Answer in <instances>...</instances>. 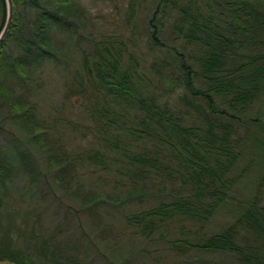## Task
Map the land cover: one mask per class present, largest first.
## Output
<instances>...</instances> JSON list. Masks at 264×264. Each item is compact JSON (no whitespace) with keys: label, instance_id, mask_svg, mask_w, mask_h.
Instances as JSON below:
<instances>
[{"label":"trees","instance_id":"16d2710c","mask_svg":"<svg viewBox=\"0 0 264 264\" xmlns=\"http://www.w3.org/2000/svg\"><path fill=\"white\" fill-rule=\"evenodd\" d=\"M13 3V24L0 44V131L10 120L26 136L12 154L0 147V264L84 262L83 242L45 236L28 215L18 222L17 200L24 194L14 179L19 170L40 186L36 151L90 215L99 202L120 209L151 200L137 211L120 209L135 233L166 236L181 258L195 251L264 264V0H159L148 23L149 45L172 53L171 61L152 64L159 88L144 83L140 61L132 53L126 58L119 42L91 40L93 49L82 55L97 147L73 158L63 153L59 138L52 141L34 94L39 68L64 56L55 33L75 35L82 24L80 0ZM168 9L182 51L163 41L158 16ZM6 17V0H0V33ZM75 161L114 172L117 200L91 184L86 190ZM252 169L254 193L239 199ZM227 209L232 220L211 231L215 216Z\"/></svg>","mask_w":264,"mask_h":264},{"label":"rangeland","instance_id":"374dc122","mask_svg":"<svg viewBox=\"0 0 264 264\" xmlns=\"http://www.w3.org/2000/svg\"><path fill=\"white\" fill-rule=\"evenodd\" d=\"M158 2L159 0H80L79 4L83 9L82 24L75 35L55 33L54 41L57 46H64L59 51L64 56L58 62H46L39 68V88L34 94V100L38 104L41 119L49 127L52 141L59 138L63 153L69 157L73 158L76 153L97 147L93 136L94 122L87 112L92 102L89 99L90 85L83 68L82 55L83 49H93L91 40L110 39L115 43L119 42L126 58L132 53L140 61L144 83L159 88L160 78L152 69V64L165 59L171 61L172 53L167 48H151L149 45L148 23ZM169 13L168 9L164 15L161 12L158 16V20L161 18L164 24L163 41L182 51L181 41L173 40L171 30L174 19L168 16ZM190 50L192 46H188L187 52ZM175 100V96L170 97V101ZM2 127L0 147L9 149L12 154L15 152L14 145H23L26 134L10 120L5 121ZM34 156L41 169L40 186L29 184L19 170L14 179L15 189L18 188L24 194L17 200V208L20 210L18 222L22 224V219L28 215L31 222L40 225L45 236L55 234L59 239L66 238L65 241L73 238V242H83L85 245L79 250L83 264H176L180 259L181 264H238L224 254L194 251L181 258L171 250L166 236L161 238L155 234L146 238L127 227L120 209L137 211L148 207L153 202L151 200L134 206L122 203L120 209L111 201L99 202L90 215L81 209L71 194L65 193V189L57 182L55 173L49 170L42 153L36 151ZM75 163L78 173L85 179L86 190L91 184L94 192H108L112 199L117 200L115 188L118 186V176L114 172L90 167L87 163L84 166L78 161ZM256 179L257 172L252 169L239 186L242 192L237 198L253 195ZM74 183L80 182L76 180ZM19 192L14 190L16 198H19ZM228 220H232L231 212L228 209L220 211L209 229L219 231ZM58 230H62L61 236L58 235Z\"/></svg>","mask_w":264,"mask_h":264},{"label":"water","instance_id":"95a60500","mask_svg":"<svg viewBox=\"0 0 264 264\" xmlns=\"http://www.w3.org/2000/svg\"><path fill=\"white\" fill-rule=\"evenodd\" d=\"M7 3V17L5 25L0 33V44L8 35L14 20V3L13 0H6Z\"/></svg>","mask_w":264,"mask_h":264}]
</instances>
